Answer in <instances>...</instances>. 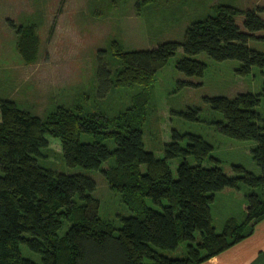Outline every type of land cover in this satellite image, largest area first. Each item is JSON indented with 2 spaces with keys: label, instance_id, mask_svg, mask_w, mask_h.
<instances>
[{
  "label": "trees",
  "instance_id": "trees-1",
  "mask_svg": "<svg viewBox=\"0 0 264 264\" xmlns=\"http://www.w3.org/2000/svg\"><path fill=\"white\" fill-rule=\"evenodd\" d=\"M263 11L264 7L240 10L217 5L216 14L187 27L182 42L118 51L115 66L100 51L96 59L99 96L113 86L148 85L179 47L184 56L176 68L187 76L204 74L206 64L192 57L200 52L217 61H239L240 74L263 67L264 53L247 44L257 38L254 32L264 30L259 15ZM239 13L244 15L245 31L235 21ZM146 98L143 93L135 96L134 104L139 102L140 109L127 108L114 116L83 115L57 106L44 120L12 100H0V264H198L248 236L254 223L264 219V118L256 110L260 94L205 98L223 116L212 121L221 134L255 141L252 154L259 175L241 165H232L233 175L226 173L210 155L212 143L176 130L164 144V156L156 157L143 141L144 117L139 112ZM197 112L188 108L182 115L199 121ZM82 134L92 140L83 141ZM46 135L60 139L67 166L99 170L110 189L122 195L132 214L120 216V227L99 216L92 177L53 171L39 163L48 146ZM109 138L114 140L113 149L105 143ZM188 156L194 161L189 162ZM112 157L114 163L105 169ZM209 157L215 162L207 166L204 161ZM176 158L180 161L174 174L169 160ZM242 185L252 189L244 197V219L231 217L217 232L211 213L216 193L224 188L239 190ZM257 187L260 194L254 190ZM147 198L159 209L149 206ZM181 241L186 242L181 256L159 251H175ZM21 244L39 253L41 263L23 256Z\"/></svg>",
  "mask_w": 264,
  "mask_h": 264
},
{
  "label": "rangeland",
  "instance_id": "rangeland-1",
  "mask_svg": "<svg viewBox=\"0 0 264 264\" xmlns=\"http://www.w3.org/2000/svg\"><path fill=\"white\" fill-rule=\"evenodd\" d=\"M220 4L245 10L264 7V0H0V100H12L19 108L44 120L57 106L83 115L97 112L105 116H114L127 108L140 109L134 98L143 93L147 96L141 103L143 111L139 112L144 117L143 141L155 156H164V143L172 139V130L193 133L212 143L210 155L220 161L226 173L233 175L232 165H241L259 175L252 154L255 141L221 134L212 121L223 116L205 98L260 94L256 110L264 118V66H254L249 73L240 74L239 61H217L200 52L192 57L206 64L204 74L187 76L176 68L177 60L184 56L179 47L148 85L113 86L104 97L97 92L96 59L100 51L108 64L115 66L118 51L151 49L165 41L182 42L187 27L195 20L216 14ZM259 15L264 19V11ZM243 19V14L235 15L236 23L245 31ZM254 34L257 38H250L248 46L264 53V30ZM188 108L198 109L199 121L182 115ZM46 137L48 146L42 150L39 163L53 171L92 177L96 182L93 195L100 201L99 216L120 227V216L132 214L122 195L110 189L99 170L67 166L60 139ZM81 139L92 140L86 134ZM105 143L110 149L115 146L112 138ZM179 161L180 158L171 160L174 174ZM188 161L194 160L188 156ZM214 162L209 157L204 164L210 166ZM113 163L112 157L104 168ZM249 190L252 189L242 185L230 196L215 201L211 213L217 232L222 230L220 225H224L227 216H235L237 221L244 219L242 199ZM254 190L261 193L259 187ZM146 203L159 209L148 198ZM66 229L67 224L61 232ZM185 249L186 242L181 241L175 251H159L181 256ZM20 250L23 256L41 263L39 253L24 244Z\"/></svg>",
  "mask_w": 264,
  "mask_h": 264
},
{
  "label": "crops",
  "instance_id": "crops-1",
  "mask_svg": "<svg viewBox=\"0 0 264 264\" xmlns=\"http://www.w3.org/2000/svg\"><path fill=\"white\" fill-rule=\"evenodd\" d=\"M171 160H169V165H171ZM233 192L234 189L232 188H224L217 192L213 204L216 200H222L224 196H230ZM243 202L244 198L242 199ZM228 217L230 216L225 217L223 224ZM220 227L223 225L221 224ZM198 264H264V219L254 223L253 230L248 236Z\"/></svg>",
  "mask_w": 264,
  "mask_h": 264
}]
</instances>
